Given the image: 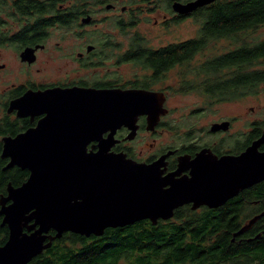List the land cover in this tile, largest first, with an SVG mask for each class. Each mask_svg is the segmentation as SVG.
<instances>
[{
	"label": "flooded vegetation",
	"instance_id": "1",
	"mask_svg": "<svg viewBox=\"0 0 264 264\" xmlns=\"http://www.w3.org/2000/svg\"><path fill=\"white\" fill-rule=\"evenodd\" d=\"M192 1L0 0V153L5 137L15 138L37 126L41 133L59 131V126L67 129L72 120L55 118L43 125L50 114L58 117L62 105L56 102L68 98L61 93L137 90L142 96L133 100L142 106L133 109L137 115L130 125L99 123L102 141L114 136L110 151L148 164L168 154L164 174L180 169L178 177L191 178L195 172L212 183L214 177L229 174L227 167L238 176L244 174L251 146L264 133V123L252 122L249 111H244V102L250 98L247 38L216 37L212 49L190 51L191 58L186 59L185 49L166 47L196 38L198 32L158 46H152L148 37L158 28L160 33L171 34L186 22H194L200 30L204 9L218 5V0L186 13L178 9ZM235 104L239 113L231 114ZM83 125L90 127L87 122ZM132 131L134 137L128 138ZM101 143L92 140L86 148L98 151ZM258 151L264 153V143ZM9 160L4 158L3 166ZM17 169L24 172L25 179L16 184L8 179L7 187L9 183L18 187L29 178V169L14 166L6 170L19 181ZM193 204L178 209L211 217L206 228L216 231L214 238L232 232L233 243L237 239L239 244L251 242L260 237L258 221L239 232L252 217L264 212V180L239 189L221 205L202 204L194 209Z\"/></svg>",
	"mask_w": 264,
	"mask_h": 264
},
{
	"label": "water",
	"instance_id": "2",
	"mask_svg": "<svg viewBox=\"0 0 264 264\" xmlns=\"http://www.w3.org/2000/svg\"><path fill=\"white\" fill-rule=\"evenodd\" d=\"M214 1L195 0L178 9L186 13ZM141 92L94 89L64 92L61 94L68 97L66 102H56L62 105L58 117L50 114L43 125L51 124L55 118V121L72 120L67 129L59 126V131L41 133L37 126L15 138H3L1 157L10 159L4 169L19 166L29 169L30 175L18 187L9 183L8 194L0 198L1 226L7 225L9 229L7 240L0 245V264H29L65 232L102 236L108 228L146 219L153 224L160 219L169 220L186 203L193 202L194 209L202 204L215 207L239 189L264 180V153L258 151L264 143V133L251 146L245 173L238 176L227 167L229 174L214 177V184L195 172L191 178L178 177L180 169L164 174L162 167L168 154L148 164L131 159L126 153L110 151L115 139L111 134L101 140L100 121L130 125L137 115L133 109L142 106L133 100ZM35 102L38 107V97ZM62 113L66 114L64 118ZM86 122L89 129L83 125ZM133 137L134 131L128 135ZM92 140L102 142L98 151L87 150L86 145ZM184 160L180 158L181 162ZM262 217L264 212L252 217L239 233Z\"/></svg>",
	"mask_w": 264,
	"mask_h": 264
},
{
	"label": "trees",
	"instance_id": "3",
	"mask_svg": "<svg viewBox=\"0 0 264 264\" xmlns=\"http://www.w3.org/2000/svg\"><path fill=\"white\" fill-rule=\"evenodd\" d=\"M217 2L218 5L204 9L202 28L196 38L166 48L185 49V57L190 59V51L211 48L216 37L243 40L251 36V42L248 41L250 92L261 88L264 91V38H255L258 29L264 26V0ZM176 58L171 56L172 60ZM206 70L209 74L210 69ZM3 163L0 153V198L7 192L8 179L14 184L25 179L24 172L17 169L20 180H15L10 170H4ZM2 219L0 215V245L9 235L8 226H1ZM210 221L211 217L188 214L180 208L174 218L160 220L155 226L142 220L125 227L108 228L102 236L65 232L29 264H264V217L256 225L260 237L251 242L243 240L241 245L238 239L233 243L232 232H222L214 238L216 231L206 228ZM212 224L221 227L220 223Z\"/></svg>",
	"mask_w": 264,
	"mask_h": 264
},
{
	"label": "rangeland",
	"instance_id": "4",
	"mask_svg": "<svg viewBox=\"0 0 264 264\" xmlns=\"http://www.w3.org/2000/svg\"><path fill=\"white\" fill-rule=\"evenodd\" d=\"M198 27L199 25L195 26L194 22H186L179 27H175L171 34H163L160 33L159 30L160 28L156 29L155 31H150L151 34L148 35L149 39H151V45L152 46H158L163 44L165 41H175V40H181V39H188L191 36H194L195 33L198 32ZM259 31L255 35V38H264V26L260 27L258 29ZM149 31V30H147ZM180 35V38H176L174 35ZM251 36L247 37V40L251 42ZM212 46V45H211ZM214 46L211 48H206V49H212ZM262 62V61H261ZM179 69H182L179 67ZM178 69V71H179ZM129 70L127 69L126 73L124 76H128ZM264 88V84H262ZM262 89V88H261ZM259 89L258 91H255L254 93L250 92V98L244 102V111L247 109L250 113V119L252 122H259V123H264V91H261ZM238 105V104H237ZM236 107V104L231 107L232 113L231 114H236L239 113V110L234 109ZM242 111V108L240 109Z\"/></svg>",
	"mask_w": 264,
	"mask_h": 264
}]
</instances>
